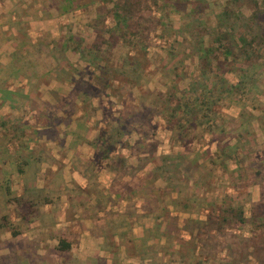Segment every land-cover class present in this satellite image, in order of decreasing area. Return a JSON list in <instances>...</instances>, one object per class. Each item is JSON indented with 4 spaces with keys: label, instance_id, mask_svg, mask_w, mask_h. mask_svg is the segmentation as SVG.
I'll return each instance as SVG.
<instances>
[{
    "label": "rangeland",
    "instance_id": "1",
    "mask_svg": "<svg viewBox=\"0 0 264 264\" xmlns=\"http://www.w3.org/2000/svg\"><path fill=\"white\" fill-rule=\"evenodd\" d=\"M132 1L0 0V93L29 94L0 106V236L77 169L124 209L119 264H264V0Z\"/></svg>",
    "mask_w": 264,
    "mask_h": 264
},
{
    "label": "crops",
    "instance_id": "2",
    "mask_svg": "<svg viewBox=\"0 0 264 264\" xmlns=\"http://www.w3.org/2000/svg\"><path fill=\"white\" fill-rule=\"evenodd\" d=\"M2 17L0 13V34H5L6 37L0 43V52L9 54L8 57H0V66L2 63L13 61L12 56H15L17 50L15 44L19 38V28L15 25L22 24V20L15 23L13 18L9 20V24H5ZM38 22L42 24V21ZM62 82L63 80L59 81V83ZM73 82L74 80L64 81L71 92L74 87ZM26 90L24 89L22 94H14L10 97H3L0 93V106L9 104L8 107L11 110L18 111L17 106H20L18 102L22 98L28 99L29 94ZM71 92L58 99L66 108L71 105L69 104L72 100L70 99L72 98ZM78 102L82 103L83 99ZM42 104L50 105L45 101ZM66 108H63L61 113H64ZM84 120L82 115L74 116L76 130L80 128L86 130ZM82 144H89V142L84 141ZM91 149L95 150V147ZM96 149L98 152V147ZM91 153H94L93 150ZM80 174L76 169L70 174L63 175L65 188L64 191L62 190V195H59L57 204L38 205L37 219H32L25 230L19 232L6 230L1 234L0 264H119L118 261L123 256L117 245H122L123 232L112 227V224L108 222L109 215L107 214L110 209L113 211L111 214L115 211L120 214L124 209L115 203L107 207L99 206L97 202L101 197H107L106 195L112 197L111 190H106L105 196L102 192L97 195L90 193L85 189L87 177ZM100 175L97 176L99 184L103 182ZM32 180L34 182L35 178ZM72 187L78 188L81 195H84L83 204L78 201L75 203ZM99 191H104L101 185Z\"/></svg>",
    "mask_w": 264,
    "mask_h": 264
},
{
    "label": "trees",
    "instance_id": "3",
    "mask_svg": "<svg viewBox=\"0 0 264 264\" xmlns=\"http://www.w3.org/2000/svg\"><path fill=\"white\" fill-rule=\"evenodd\" d=\"M137 2L136 1H132V0H125V2H124V4H122V6H121V8L126 12V13H128L129 14V18L132 16V11L131 10H133L135 7H136V4ZM123 7H125V9L123 8ZM131 14V15H130ZM123 18H126V17H123ZM250 60V56L249 57H246L245 58V61L244 62H248ZM240 86H241V84H240V81H239V85L238 86H230L229 88H230V93L235 89V88H240ZM229 88H228V91H229ZM222 93V92H221ZM232 94V93H231ZM264 113V112H263ZM263 116H264V114H263ZM219 155H221V156H223L224 158H226L225 157V154H224V152H223V150L222 149H219ZM238 218L240 219V221H243V216H242V214L241 213H239L238 214Z\"/></svg>",
    "mask_w": 264,
    "mask_h": 264
}]
</instances>
